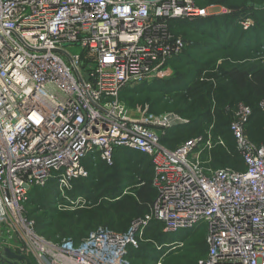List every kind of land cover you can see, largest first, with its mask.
Returning a JSON list of instances; mask_svg holds the SVG:
<instances>
[{
	"label": "built area",
	"instance_id": "obj_1",
	"mask_svg": "<svg viewBox=\"0 0 264 264\" xmlns=\"http://www.w3.org/2000/svg\"><path fill=\"white\" fill-rule=\"evenodd\" d=\"M206 15L193 0H0V264H23L5 258L13 237L38 264H134L152 222L170 235L203 229L197 264H264V147L245 134L250 109L234 112L243 164L234 170L200 158L212 142L224 146L211 127L171 149L162 140L185 119L132 118L119 99L184 52L172 22ZM120 149L150 160L151 212L125 232L106 227L79 241L39 233L27 213L32 191L55 184L69 200L85 165H112Z\"/></svg>",
	"mask_w": 264,
	"mask_h": 264
},
{
	"label": "rangeland",
	"instance_id": "obj_2",
	"mask_svg": "<svg viewBox=\"0 0 264 264\" xmlns=\"http://www.w3.org/2000/svg\"><path fill=\"white\" fill-rule=\"evenodd\" d=\"M193 1L206 9L207 15L192 22L171 23L173 34L186 44L184 52L167 61L153 76L121 89L119 99L132 118H139L143 110H146V115L158 116L184 109L183 97L197 79L195 68L204 63H211L214 72L221 69L229 81L250 83L262 92L264 0ZM207 128L201 127L196 135H201ZM167 146L172 147L170 144ZM217 146L212 142L211 148L200 155L201 159L210 160L212 168H219L211 154ZM127 157L130 159L126 164ZM136 159L131 153L120 152L112 165L99 161L89 163L92 172L86 179L75 182L82 185L83 193L67 192L65 197L69 200L59 199L55 184L32 191L28 217L35 222L39 233L48 239L58 240L81 239L95 230H104L110 220L116 219L115 207L125 209L124 214L133 212L134 217L150 213L153 201L149 164L147 160ZM71 199L78 202L76 210L70 209ZM96 203L101 209L95 212L93 222H89L81 210ZM57 204L69 209L59 210ZM145 238L151 242L142 244L141 248H147L146 253L142 259H134L135 264H197L204 255L205 238L201 228L170 235L163 230L162 224L152 222L146 229ZM19 244L20 241L13 237L8 246L15 248L12 253L27 260L20 262L38 264Z\"/></svg>",
	"mask_w": 264,
	"mask_h": 264
},
{
	"label": "trees",
	"instance_id": "obj_3",
	"mask_svg": "<svg viewBox=\"0 0 264 264\" xmlns=\"http://www.w3.org/2000/svg\"><path fill=\"white\" fill-rule=\"evenodd\" d=\"M212 67L211 63H204L195 68L197 79L183 97L184 109L175 111L176 114L189 120V122L186 123V126L174 127L169 132V137H165L162 143L164 145L170 144L171 148H175L184 141L195 137L201 127H211L212 134L221 137L224 141V146L218 145L211 153L214 163L220 168L230 167L234 170H242V158L236 149L231 124L237 107L239 105L248 107L250 115L245 123V134L251 143L258 147H264V105L261 106V103H264V79L261 81L262 92H260L250 83L242 84L236 80L229 81L221 69L214 72ZM222 81L226 83H222ZM204 131L200 134L202 135ZM86 168L89 170V175L92 172V167L86 164ZM76 185L75 187L73 185L74 192L83 193L80 185ZM100 209L101 206L96 203L82 209L81 212L89 222H93L96 218L94 217L95 212ZM124 211L125 209L115 207L116 219L110 220L107 228L117 232H125L131 221L140 217H134L133 212L124 214ZM74 240L79 241L80 239ZM202 248L205 255L206 244ZM146 250L147 248L143 247L131 251L130 258L140 260Z\"/></svg>",
	"mask_w": 264,
	"mask_h": 264
},
{
	"label": "crops",
	"instance_id": "obj_4",
	"mask_svg": "<svg viewBox=\"0 0 264 264\" xmlns=\"http://www.w3.org/2000/svg\"><path fill=\"white\" fill-rule=\"evenodd\" d=\"M180 116V115H179ZM181 117V116H180ZM183 118V117H182ZM184 119V118H183ZM186 122L183 124H179V125H177L178 127H183V126H186L187 124L186 123H188L189 122V120H185ZM175 128H176V126H174ZM173 127V128H174ZM172 128V129H173ZM172 129H170L167 133H166V137H169V132L172 130ZM195 137H197V135L195 136ZM194 138V137H193ZM120 152H122L123 154L125 153V154H127L128 155V153H131V154H133L134 155V157L135 158H137L136 159V161H141V160H147L148 161V164H149V179H150V177H151V179H152V167H151V164H150V160H149V158L147 157V156H145V155H141L140 153H138V152H135V151H130V150H125V149H120V150H118V151H116L115 152V155H114V159L117 157V155H119V153ZM130 158H126V160L127 161H123L124 163H126L127 164V162H128V160H129ZM124 160V159H123ZM102 163V162H101ZM104 164V163H103ZM86 166V165H85ZM87 169V168H86ZM87 171H88V173H89V170L87 169ZM146 174H144V176H145ZM147 176V177H148ZM144 179H146V177H143ZM149 179H147V180H149ZM83 179H80V180H76V181H74L73 183V185H74V187L75 186H77L76 185V183L75 182H77V181H82ZM148 183H150V180L148 181ZM80 187H82V185H80ZM83 190V189H82ZM81 192H79V194H80ZM153 198H154V190H153V188H152V185H151V201H153Z\"/></svg>",
	"mask_w": 264,
	"mask_h": 264
},
{
	"label": "water",
	"instance_id": "obj_5",
	"mask_svg": "<svg viewBox=\"0 0 264 264\" xmlns=\"http://www.w3.org/2000/svg\"><path fill=\"white\" fill-rule=\"evenodd\" d=\"M4 254L9 259H16L18 261H23V260L27 261L23 256L16 255L12 253L11 251H9L8 249L4 250Z\"/></svg>",
	"mask_w": 264,
	"mask_h": 264
}]
</instances>
